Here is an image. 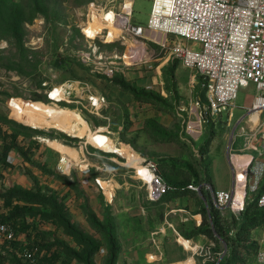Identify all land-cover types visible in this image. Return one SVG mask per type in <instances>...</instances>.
Listing matches in <instances>:
<instances>
[{
	"label": "rangeland",
	"instance_id": "rangeland-1",
	"mask_svg": "<svg viewBox=\"0 0 264 264\" xmlns=\"http://www.w3.org/2000/svg\"><path fill=\"white\" fill-rule=\"evenodd\" d=\"M122 5L123 0L0 1V221L11 218L12 208H20L17 219H10L16 240L0 244L1 264H33L22 258L25 249L36 253L34 264L47 260L82 264L72 252L83 257L88 247L70 234L58 213L100 245L93 264H107L109 252L106 236L93 228L90 215L102 224L113 222L122 251L134 247V239L156 237L163 205L148 198L146 187L134 175L139 158L157 163L162 173L168 164L170 169H178L171 175L176 184L210 181L215 190L227 192H231L233 179L231 162L237 180L244 168L247 181L237 203L241 206L233 209L229 203L221 209L223 223L232 231L230 237L247 215L263 213L257 199L264 177L255 162L245 166L248 154L257 157L259 153L245 151L244 138L237 137L242 128H252L237 123L247 114L245 108L250 106L255 88H241L236 109L207 120L198 139H192L186 133L185 110L198 98L205 99L197 84L200 78L194 81L189 70L154 43L147 44L149 56L142 63L128 66L124 58L127 44L91 35L94 13L95 27L101 30L102 17ZM152 6L153 0H133L132 23L147 27ZM93 50L96 57L104 58L101 62L117 64L114 76L93 73L92 67L81 64V54H94ZM118 55L122 60L115 59ZM77 81L106 98L108 108L100 116L84 108L88 102L81 89L77 97L56 90ZM38 95L43 97L38 99ZM79 115L93 133L101 139L110 137L129 157L107 152L87 136L66 135L65 128ZM238 185L237 194L243 189L239 181ZM203 188L206 193L194 192L193 197L206 208L211 225L207 203L214 202L207 187ZM16 192L39 201L49 198L57 206L12 197ZM10 201L12 207H8ZM169 221H173L171 216ZM251 240L257 244V252L247 255L243 264H264V223L251 234ZM211 241V250L198 252L197 264H220L227 257L223 242L217 237ZM205 254L213 260L204 262Z\"/></svg>",
	"mask_w": 264,
	"mask_h": 264
},
{
	"label": "built area",
	"instance_id": "built-area-1",
	"mask_svg": "<svg viewBox=\"0 0 264 264\" xmlns=\"http://www.w3.org/2000/svg\"><path fill=\"white\" fill-rule=\"evenodd\" d=\"M128 4L131 5L128 7ZM111 14L112 20L108 19ZM95 15L91 18V35L101 37L106 42L122 40L127 44L124 58L127 57L128 66L140 64L149 56L147 44L151 42L161 51H166L168 58L173 57L189 70L194 81L201 79L205 101L198 98L185 110L188 121L186 133L192 139H198L207 120L213 121L236 109L241 88L253 86L255 94L250 106L245 108L247 114L237 123L238 127L247 123L252 128L249 127L247 131L242 128L243 132L237 137L244 138L245 151L259 153L257 157L251 153L246 156L247 168L255 162L260 176L264 177V0H153L147 27L132 23L133 0H123L118 11L106 13L102 17L104 26L101 30L95 27ZM93 53H82L81 62L92 67L93 73L114 76L117 64L103 63L104 58L96 57L94 50ZM122 58L120 55L115 57L116 60ZM63 87L64 96L69 97L74 94L77 97L81 89L88 102L84 108H90L92 113L100 116L108 108L106 98L93 93L86 83L68 82ZM254 112L260 114L257 123L251 119ZM139 159L134 175L146 187L151 201L161 202L169 194L180 191V188L164 180L157 163ZM233 164L231 162L235 170ZM98 184L101 185L99 181ZM205 186L218 208L222 209L230 203L234 209L236 203L232 192L215 190L212 185ZM187 189L201 193V186L189 185ZM258 207L264 210V186L258 198ZM15 240L12 226L0 223V244ZM205 250H211V247H199L197 252L201 254ZM22 258L33 264L37 262L36 253L30 249L23 251ZM210 260L211 256L205 254L204 262ZM261 260L264 261V256Z\"/></svg>",
	"mask_w": 264,
	"mask_h": 264
},
{
	"label": "trees",
	"instance_id": "trees-1",
	"mask_svg": "<svg viewBox=\"0 0 264 264\" xmlns=\"http://www.w3.org/2000/svg\"><path fill=\"white\" fill-rule=\"evenodd\" d=\"M1 1V0H0ZM19 34V33H18ZM19 39V37L17 36ZM60 63H63L62 59L60 58ZM82 65H84L81 62ZM85 66V65H84ZM201 79L199 80V86H200ZM201 87V86H200ZM127 89V88H123ZM175 93V90L171 92L173 95ZM203 96L205 98V92H202ZM136 94V92L134 93ZM38 99H41L43 96L38 95ZM203 100V99H202ZM205 101V99L203 100ZM123 131V130H122ZM113 144L114 142L110 137H107ZM12 149L11 146H8L7 150L10 151ZM204 151V150H203ZM202 151V158L203 160L205 159L204 157V152ZM169 165V164H168ZM165 166L163 169V173L161 172L164 180L173 186H176L180 188V191L175 192L174 194H184V193H194L193 191H190L187 189L189 185H196V186H201V193H206V190L203 188L205 185H212L210 181L207 184H198L196 182L188 183V184H176L175 180L171 177L173 175L174 171H178V169H170L169 166ZM178 173V172H177ZM198 179L196 178L194 181H197ZM198 182V181H197ZM184 189V190H181ZM208 192V191H207ZM210 193V192H209ZM208 193V194H209ZM205 194V195H208ZM14 196H20L22 199H27L31 201H35V203L39 204H44L46 201L48 203L53 204L54 206H57V203L54 200H50L49 198H42L41 201L37 200V198H29L28 194L25 192H16L12 194ZM210 196V195H209ZM259 198V197H258ZM163 202V201H161ZM12 202H8V207H12ZM257 204H258V199H257ZM209 206V212L210 214V219L213 221L212 224L210 225L208 219H206L205 213H206V208L203 206H200L199 213L205 217V220L202 221L201 226L198 230H192V232L187 233L183 230V228H180L179 232L183 233V235L187 236L188 238H192L194 236H199V235H205L208 237L210 240L217 237L219 238L220 241L223 242V244L226 246L228 250V255L227 257L222 261L220 264H243L245 257L247 258V255H253L257 252V244L251 240V234L259 228L260 225L264 223V210L262 211L263 213H256L251 216L247 215V218L240 223L236 224L235 230L233 232V237L229 236V228L223 223V210L218 208L215 204H208ZM20 208H12L14 212L11 214V218L17 219V213L20 212ZM14 215V217H13ZM61 222L66 226L68 231L72 236H75L77 238L81 239V242L83 244H86L88 247V251L85 252L83 257H80L76 252H72V255L74 256L75 259H77L79 262L82 264H93V258L96 255V253L99 251L101 248L98 243H95L93 240L87 238L83 232L80 230L76 229L71 222H69L64 216L61 215V213H58ZM161 220L159 221V224L164 220V213L160 214ZM238 217V216H236ZM9 220H1L0 223H6L12 226V228L15 230L14 225L10 222ZM90 222L93 228L98 231V232H103L104 235L106 236L107 239V247H108V252H109V258L107 264H119L120 263V255L122 254V248L119 245V242L116 238L115 235V226L113 225V222L111 220H108L105 224H102L94 215H90ZM210 225V226H209ZM185 226V225H184ZM16 231V230H15ZM3 253L1 251L0 255V264H1V259H2ZM45 262H50L52 264H55L51 260H47ZM45 262H41V264H44Z\"/></svg>",
	"mask_w": 264,
	"mask_h": 264
},
{
	"label": "crops",
	"instance_id": "crops-1",
	"mask_svg": "<svg viewBox=\"0 0 264 264\" xmlns=\"http://www.w3.org/2000/svg\"><path fill=\"white\" fill-rule=\"evenodd\" d=\"M231 170L233 179L229 191L237 196L239 179L235 177L233 168ZM160 204L163 205L164 220L157 229V236L142 237L139 241L134 239V247L125 249L120 255L123 264H197L199 247L208 248L212 245L205 235L188 238L179 232L180 228L187 233L198 230L203 221L199 213L201 205L193 193H171ZM170 216L173 221H169ZM186 242H190V249L184 247Z\"/></svg>",
	"mask_w": 264,
	"mask_h": 264
},
{
	"label": "bare ground",
	"instance_id": "bare-ground-1",
	"mask_svg": "<svg viewBox=\"0 0 264 264\" xmlns=\"http://www.w3.org/2000/svg\"><path fill=\"white\" fill-rule=\"evenodd\" d=\"M128 5H131V4H128ZM112 18H113V14H111L108 17V19H111V20H112ZM56 90L58 93L64 95L65 89L63 86L58 87ZM259 115L260 114L258 112H254L251 115V119L257 123V121L259 120ZM65 133H66V135L73 137V138H83V137L87 136L88 141H92V142L98 144L101 148H103L107 152L118 153V154H121L123 156L127 155L125 152H123V150L119 149L116 145H114L109 139H107V138L101 139L95 133H93L90 130L88 122L85 120L84 117H82L80 115L78 116L76 121H74L70 126H67L65 128ZM48 142L51 143V141H48ZM126 157H129V156H126ZM247 162H248V159H247ZM247 162L245 161V164ZM245 166H248V164H246ZM241 171L243 174L239 178V183H240V186L243 187V189L238 191L237 198H236L237 207L241 206V204H237V203H239L241 201L242 197L244 196L243 192H244V188H245V184H246V173L244 172L245 171L244 168ZM184 247L187 249H190L191 248L190 242H186L184 244Z\"/></svg>",
	"mask_w": 264,
	"mask_h": 264
}]
</instances>
